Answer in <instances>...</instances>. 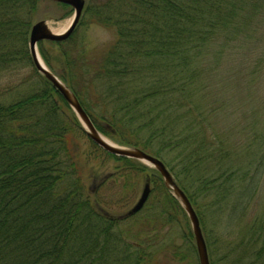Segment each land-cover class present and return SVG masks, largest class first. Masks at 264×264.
Segmentation results:
<instances>
[{
  "label": "trees",
  "instance_id": "trees-1",
  "mask_svg": "<svg viewBox=\"0 0 264 264\" xmlns=\"http://www.w3.org/2000/svg\"><path fill=\"white\" fill-rule=\"evenodd\" d=\"M42 1L0 0V71L29 63L39 80L11 102L1 98L0 90V264H118L120 238L124 261L119 264H159L155 254L118 231L120 219L102 209L84 187L88 158L74 136L77 129L86 131L64 96L38 72L29 48ZM47 1L73 11L68 4ZM261 9L264 0H88L84 12L116 30L111 48L92 67L61 48L53 55L41 42L39 49L48 68L75 93L92 120L101 121L96 125L100 131L164 161L205 226L204 211L197 206L201 196L195 198L179 178L194 175L208 156L227 153L221 135L212 130L206 105L195 98L198 92L205 94L201 82L210 79V67L203 61L216 46L240 38ZM62 42L50 41L61 47ZM204 67L208 72L201 70ZM92 142L95 149L126 165L135 161L140 171L151 169L163 180L155 168ZM224 168L219 176L197 178L203 196L218 194L210 209L226 198L225 178L239 173ZM245 175L243 183L254 179ZM167 192V204L159 208L172 221L183 208L172 191ZM186 230L187 238L195 239L190 225ZM209 232L214 234L212 228ZM207 243L211 264L230 259L229 253L215 255L214 242ZM248 243L251 248L242 264H264V220Z\"/></svg>",
  "mask_w": 264,
  "mask_h": 264
},
{
  "label": "rangeland",
  "instance_id": "rangeland-1",
  "mask_svg": "<svg viewBox=\"0 0 264 264\" xmlns=\"http://www.w3.org/2000/svg\"><path fill=\"white\" fill-rule=\"evenodd\" d=\"M73 15L74 10L71 11V8L65 11L55 3L43 0L33 24L44 19L54 32H58L57 30L64 27L66 29L70 25ZM116 39V30L96 22L89 11L83 13L74 33L64 40L66 43L62 42L65 43L62 47L61 44H51V40L39 43L42 42L46 51L53 55L60 53L61 48L72 57H81L90 62L92 67ZM203 63L210 67V79L201 82L206 85L205 96L198 92L195 98L206 105L212 130L216 135H221L222 147L227 153L221 158L219 152L208 156L201 161V167L194 175L179 178L189 184V191L195 193V198L201 196L197 200V206L204 211L202 215L205 226L200 222L202 229L205 227L203 233L206 242H214L212 252L216 248L215 255L219 257L223 253H229L230 259L221 261L222 264H242L247 261L245 256L251 248L246 243L258 232L259 222L264 220V10L261 9L258 16L251 18L243 27L240 38L225 46H216ZM203 69L208 72L207 68L201 70ZM33 72V66L29 63H20L8 71H0V90L3 92L1 98L11 102L29 91L39 81L37 75L33 76ZM101 94L103 97L102 88ZM99 103L96 105L97 110L101 109ZM64 110L66 117L70 115L67 108ZM100 122L93 121L95 126ZM80 124L83 126L82 122ZM100 132L112 143L122 145L118 143V135L112 138L107 133ZM74 140L80 152L88 158L82 177L84 187L109 215L119 216L131 209L140 198L147 178H151L152 191L144 208L128 218L118 220V231L123 232L130 243L141 244L147 252L155 254L159 264L200 263L195 251V239H188L190 237L185 235L187 225H190L192 232L193 229L183 206L172 221L161 215L159 206H162L161 203L167 204L169 188L156 172L151 169L140 171L137 165H133L135 161H129L126 165L123 160H116L95 149L92 139L83 129L76 130ZM139 163L148 165L137 161ZM226 165L239 170V173L223 179L228 187L224 190L226 198L219 199V205L210 209L212 200L218 194L203 196L197 178L199 175L219 176ZM245 173L253 175L254 179L250 180L248 177L249 181L243 183L241 176H246ZM223 201L225 203L222 207ZM209 227L213 229V235L210 234ZM118 242L119 264L124 259H121V238ZM189 243H193V247L188 246ZM9 251L16 254L13 247Z\"/></svg>",
  "mask_w": 264,
  "mask_h": 264
},
{
  "label": "water",
  "instance_id": "water-1",
  "mask_svg": "<svg viewBox=\"0 0 264 264\" xmlns=\"http://www.w3.org/2000/svg\"><path fill=\"white\" fill-rule=\"evenodd\" d=\"M52 1L70 5L74 10V15L70 25L62 32H54L48 25L47 21L44 19L38 20L32 25L29 36V48L38 72L41 73L47 80H49L52 85L64 96L66 101L73 108L76 115L82 122L87 135L92 139V141H94L97 145L113 155L138 159L152 166L160 173L166 186L179 200L191 221L200 264H211L207 242L203 233L198 213L188 194L184 191V189H182V187H180L174 175L169 170L164 161L159 157L144 151L141 148L117 145L108 141L95 126L75 93L58 77V75L51 71L43 61L38 50V43L43 40L64 41L68 39L74 33L75 29L80 23L86 6V0ZM151 191V180L147 179L144 184L141 196L135 203V205L124 214L113 217H116L118 219H125L141 211L148 201Z\"/></svg>",
  "mask_w": 264,
  "mask_h": 264
},
{
  "label": "bare ground",
  "instance_id": "bare-ground-1",
  "mask_svg": "<svg viewBox=\"0 0 264 264\" xmlns=\"http://www.w3.org/2000/svg\"><path fill=\"white\" fill-rule=\"evenodd\" d=\"M64 29H65V27L64 28H62V29H59V30H57L58 32H62V31H64ZM106 138V137H105ZM107 139V138H106ZM108 140V139H107ZM108 141H110V140H108ZM111 142V141H110Z\"/></svg>",
  "mask_w": 264,
  "mask_h": 264
}]
</instances>
